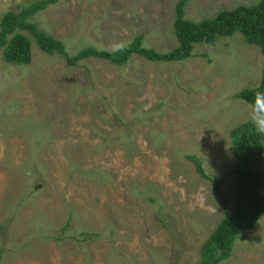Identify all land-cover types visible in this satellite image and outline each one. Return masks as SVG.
<instances>
[{
  "label": "rangeland",
  "instance_id": "obj_1",
  "mask_svg": "<svg viewBox=\"0 0 264 264\" xmlns=\"http://www.w3.org/2000/svg\"><path fill=\"white\" fill-rule=\"evenodd\" d=\"M35 1L0 0V20ZM178 1L57 0L31 22L69 56L114 52L139 35L168 53ZM259 1L189 0L185 18ZM31 42L28 65L5 62L0 49V264H200L223 199L234 208L229 133L258 125L234 95L259 85V50L234 34L194 45L182 62L70 67ZM188 156L223 180V196ZM220 264H264V214Z\"/></svg>",
  "mask_w": 264,
  "mask_h": 264
},
{
  "label": "trees",
  "instance_id": "obj_2",
  "mask_svg": "<svg viewBox=\"0 0 264 264\" xmlns=\"http://www.w3.org/2000/svg\"><path fill=\"white\" fill-rule=\"evenodd\" d=\"M56 2L57 0H37L18 12L8 11L2 16L0 49L5 62L21 66L30 64L33 40L40 52L49 56L60 55L70 67L89 59L122 67L134 56L152 63H175L190 58L196 44L211 45L219 38L234 34L241 35L245 44L256 47L264 57V0L253 6L221 11L214 18L199 22L185 18L189 0H179L175 6L172 25L178 47L171 52L159 53L145 49L142 47L143 36L139 35L132 44L114 52L85 48L74 56L67 54L61 41L51 38L31 22L35 15ZM20 31L28 32V37ZM234 97L257 112L258 125L243 123L229 133L235 163L227 176L233 175L236 180L234 208L232 212H228L227 199H223L224 217L201 245L200 264H220L229 258L236 238L244 231L253 229L264 214V133L258 130L259 125H264V69L257 87L244 89ZM187 159L194 165L198 175L211 182L223 196L220 188L223 180L208 177L195 156H188Z\"/></svg>",
  "mask_w": 264,
  "mask_h": 264
},
{
  "label": "clouds",
  "instance_id": "obj_3",
  "mask_svg": "<svg viewBox=\"0 0 264 264\" xmlns=\"http://www.w3.org/2000/svg\"><path fill=\"white\" fill-rule=\"evenodd\" d=\"M258 130H259L261 133H264V125H259V126H258Z\"/></svg>",
  "mask_w": 264,
  "mask_h": 264
}]
</instances>
